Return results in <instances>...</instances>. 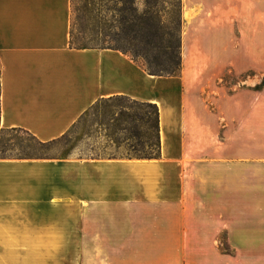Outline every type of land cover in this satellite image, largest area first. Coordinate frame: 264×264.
I'll return each instance as SVG.
<instances>
[{
	"label": "crops",
	"instance_id": "crops-1",
	"mask_svg": "<svg viewBox=\"0 0 264 264\" xmlns=\"http://www.w3.org/2000/svg\"><path fill=\"white\" fill-rule=\"evenodd\" d=\"M182 14L181 70L155 76L74 47L71 0H0L2 128L48 142L127 96L158 105L161 140L155 159H0V264H152L135 249L213 248L223 222L264 264V0H182Z\"/></svg>",
	"mask_w": 264,
	"mask_h": 264
},
{
	"label": "rangeland",
	"instance_id": "rangeland-1",
	"mask_svg": "<svg viewBox=\"0 0 264 264\" xmlns=\"http://www.w3.org/2000/svg\"><path fill=\"white\" fill-rule=\"evenodd\" d=\"M71 1V43L74 47L120 49L145 69V57L152 61L155 56L162 57V48L171 38V33L173 39H181L184 21L182 0ZM125 5L135 8V12L124 13L127 15L126 21L123 13L118 11ZM86 8L92 9V12ZM137 106L133 99L127 97L99 102L62 139L47 145L40 144L25 131L3 132L0 124V149L3 143L14 148L13 151L0 152V159L20 160L17 158L20 147L43 159L58 162L66 159L136 158L132 147L134 140L129 139L130 122H124V129L120 130L112 117L119 108ZM55 223H60L57 216L51 218V224ZM140 224L143 221L137 218L136 225ZM224 224L210 234L213 235V248H136L137 262L147 257L152 264H257L258 250L234 248ZM103 249L95 251L97 254L104 250L111 252V255L118 254V250Z\"/></svg>",
	"mask_w": 264,
	"mask_h": 264
},
{
	"label": "trees",
	"instance_id": "trees-1",
	"mask_svg": "<svg viewBox=\"0 0 264 264\" xmlns=\"http://www.w3.org/2000/svg\"><path fill=\"white\" fill-rule=\"evenodd\" d=\"M86 9L88 10V12L90 13L92 12V9H89V8H86ZM118 11L123 13V19L124 21H126L127 15L124 13L130 12V11L135 12V8L133 6L128 7L127 5H125L123 8L118 9ZM170 36L171 38L168 40L164 48H162L163 50L162 57L155 56L153 58V61L150 60V58L145 57L147 60V66L145 67V70L149 72V74L155 75V76H175L180 72L181 64H182L181 39H178V40L173 39L172 33L170 34ZM79 48H86V47H79ZM117 50H120V49H117ZM124 53L127 54V52H124ZM160 58L163 59V62L161 61ZM122 97H127V96H114V97L107 98V99H101L98 102H96L89 110H91L99 102H102L105 100H110V101L118 100ZM134 101L138 105L136 108H126V107L119 108V110L113 115L112 120L116 122L120 130L124 129L122 128V124L124 122H127V121L130 122V133L131 134H130L129 139L134 140V144L132 145V147L134 149V155L136 156V158L138 159L159 158L161 155L159 107L157 104L150 103V102H141L138 100H134ZM89 110H87V112ZM87 112H85V114ZM85 114H83V116ZM19 130L21 129L2 128L3 132H7L9 134L16 133ZM21 131H24V130H21ZM66 134H64L60 138H57V139H54L48 142L41 141L40 139L33 136L32 134L30 135H32L40 144L47 145V144L56 142L59 139H62ZM13 150L14 148L9 146V144L7 143L1 144L0 152L6 153L7 151H13ZM17 155H18L17 158H21V159H43V157L37 156L35 155V153L28 152L26 148H23V147L19 148V153H17Z\"/></svg>",
	"mask_w": 264,
	"mask_h": 264
}]
</instances>
